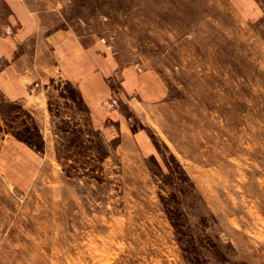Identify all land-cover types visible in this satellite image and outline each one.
I'll use <instances>...</instances> for the list:
<instances>
[{
    "label": "rangeland",
    "instance_id": "1",
    "mask_svg": "<svg viewBox=\"0 0 264 264\" xmlns=\"http://www.w3.org/2000/svg\"><path fill=\"white\" fill-rule=\"evenodd\" d=\"M41 4L105 66L0 91V264H264V0Z\"/></svg>",
    "mask_w": 264,
    "mask_h": 264
},
{
    "label": "crops",
    "instance_id": "2",
    "mask_svg": "<svg viewBox=\"0 0 264 264\" xmlns=\"http://www.w3.org/2000/svg\"><path fill=\"white\" fill-rule=\"evenodd\" d=\"M42 1L0 0V91L12 101L24 99L30 85L42 84L53 63L76 83L105 66L95 57L98 50L71 31L46 27L49 10Z\"/></svg>",
    "mask_w": 264,
    "mask_h": 264
}]
</instances>
